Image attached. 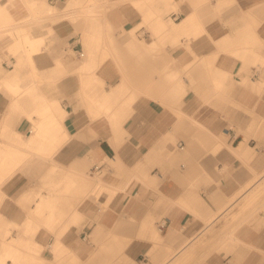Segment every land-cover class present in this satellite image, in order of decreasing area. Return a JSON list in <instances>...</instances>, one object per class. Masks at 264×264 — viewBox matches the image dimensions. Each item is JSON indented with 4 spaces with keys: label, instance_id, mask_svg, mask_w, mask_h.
<instances>
[{
    "label": "crops",
    "instance_id": "crops-1",
    "mask_svg": "<svg viewBox=\"0 0 264 264\" xmlns=\"http://www.w3.org/2000/svg\"><path fill=\"white\" fill-rule=\"evenodd\" d=\"M38 1L45 2L32 11L35 0H0L1 253L4 242L19 239L20 227L11 223L23 226L36 207L33 198L50 193L54 189L50 184L62 177L56 174V162L63 165L61 172L72 175L71 167L81 160L94 162L91 175L100 172L104 184L120 188L109 195L99 194L102 186L91 190L86 185L90 198L96 196V214L94 220L76 214L77 227L91 231L82 235L100 237L108 231L113 242L128 241L130 256L139 264H166L172 257L174 264H264V0H235L229 30L204 21L215 17L219 0L203 5L199 0H171L179 8L172 16L181 20L174 30L164 17L166 26L160 27L178 37L195 32L202 22V37L172 45L157 41L143 27L138 33H146V42L139 38L118 43L121 50L127 45L129 51L142 49V53L128 52L118 61L105 62L97 56L95 71L81 75L73 71H79L82 63L76 64L67 50L74 45V51L81 53L75 34L82 31H77L65 9L103 0ZM111 1L119 3L111 14L114 33H130L144 13L137 10L136 0ZM143 1L146 11L151 4ZM58 2L65 17L57 22L50 5ZM248 26L258 37L252 51L244 50L240 60L218 51L215 44L241 35ZM28 49L40 51L31 55L33 61ZM153 49L160 52L146 53ZM168 63L175 70L191 65L195 81L185 98L170 95L166 76L157 73L163 68L167 72ZM125 65L127 77L120 69ZM125 82L135 85L127 84L125 92L114 96L122 119L114 125L98 115L90 98L103 97ZM221 82L227 88L218 91L215 83ZM105 83L110 87L104 88ZM140 83L142 89H137ZM29 88L32 93L25 103ZM41 97L71 114L63 126L41 128L62 130L58 142L54 137L31 138L35 130L31 124L39 123L32 115L34 100ZM28 116L36 121L29 124ZM57 145L63 148L55 153ZM39 146L47 147V153L40 155ZM4 152L10 158L6 169L1 165ZM37 162L43 165L38 167ZM44 183L47 189L41 190ZM156 232L160 237L155 238ZM54 237L50 235V243ZM115 251L113 244V257L120 256Z\"/></svg>",
    "mask_w": 264,
    "mask_h": 264
},
{
    "label": "bare ground",
    "instance_id": "bare-ground-1",
    "mask_svg": "<svg viewBox=\"0 0 264 264\" xmlns=\"http://www.w3.org/2000/svg\"><path fill=\"white\" fill-rule=\"evenodd\" d=\"M171 5L173 8L176 7L174 2H171ZM31 6H32L31 7L32 11L35 9L37 11L38 9L40 10L42 8V4L37 2H32ZM50 11L52 12V9H50ZM251 20L252 18H248L249 25H252ZM171 26L173 27L174 30H176L178 24L177 22H173ZM92 29L94 30V27H92ZM246 29L248 30L246 31L247 33L244 32L241 35H238L236 39L232 36L224 37L223 40L217 43V45L221 48L228 47L236 43L243 42L244 40L245 47L252 51L255 47L258 37L256 36L255 33H253L250 26H248V28ZM90 32L92 33V31ZM95 32L96 33L100 32L99 27L95 28ZM90 35H91L90 36L91 41L93 43H96L98 37H96L95 33ZM28 40H30L31 42V38H28ZM98 40H100V38ZM149 41H153V39H149ZM90 50L91 51L89 53L88 58L85 60V62L81 64V68L79 69V71L81 72H91L96 68V63L98 61L97 54L92 49ZM27 53L29 56H31L30 49H28ZM81 53L80 55L84 56V53L83 52ZM168 74L170 75V80H175L177 71L171 67H168ZM180 84L182 85V83L179 81V85ZM126 87H127L126 83H123V86H120L115 90L112 87L110 89V92L105 93L103 97L90 98L91 107H97L99 109L98 115H104L112 122V124L118 125L119 124L118 122H121L122 120L120 113L121 108L119 107L120 109L116 110V106H118V104L114 96L117 93H121L122 91L125 92ZM174 89H175V85H170V89H169L170 93H172ZM180 89H181L180 87L177 88V90ZM29 90H31V88L25 90L24 95H26L29 92ZM127 103L128 101H125L126 105ZM50 105H51L50 101L46 97L44 98V101H41L39 103L38 109L41 112L40 116L38 117L39 123L37 126L36 124H31L32 127H35V130H33V135L31 136V138H33V141H36L37 138L41 139L47 137H54L56 139V142H58L59 138L62 137L63 134L62 130L41 129L42 127H46L45 124H53V125L59 124L63 126V123L71 115L69 111L61 107L62 105L59 106L57 104H53L54 107ZM122 105L123 103L119 104V106ZM44 107L45 108L47 107V110H51L53 116L43 113ZM33 120L36 121V119H33L32 117L28 116L27 121L29 122V124ZM61 147L57 145L55 147V153H58V150ZM39 153L40 155L46 154L47 147L39 146ZM9 160L10 158H8V153L4 152L2 155V163H1L3 168L6 169V167L9 165ZM39 161L42 163V161L44 160H39ZM89 162L91 161L88 162L81 160L78 161L76 164H74L71 167L72 174L79 175V173H86L90 168L91 163ZM37 163L39 165L38 167H40L41 164H39V162ZM44 163L45 161L43 162V164ZM59 165L57 164L56 166ZM99 168L100 166L97 165L95 167L96 171H98ZM61 175L62 178H60L58 181H53L54 183L50 184V185H54V189H51L50 193L48 194L38 193V195H36V197L33 198V200L36 203V207L33 211H31L29 220L27 222L25 221L23 226L17 225L15 222L11 223V226H14L15 228L18 226L20 227L19 228L20 236L19 239L13 238L12 241L10 242H4L3 244L4 252L3 253L0 252V264H25V263L37 264L38 261H42L44 262V264H48V263L49 264H96V261L98 259H101L104 252L107 254L106 257L110 256L111 251H113V247L110 244L104 245L103 249L97 247L94 251H91V253L89 254L91 256L90 258L87 259H83L80 256V254H78L77 251L75 250L74 244L77 243L78 241L76 239L78 238L77 224L79 222L76 214H78V212L82 211L83 209L88 210L89 212L96 211V203L94 201L96 199V196L94 195V197L90 198L89 194H85L83 198L79 197L77 198L78 200L76 199L75 201L71 202L70 198L73 195L71 191L75 189L74 185L78 186V183H80V181L76 179H72L71 178L72 175L67 171L65 173L61 172ZM85 181L87 183H90L91 186L90 185L88 186L91 190H93L94 187L96 188L98 186L99 188L100 186H102L103 190L100 191L99 194L107 193L109 195L110 194L112 195L114 191L116 193L120 192L119 191L120 188L119 189L117 188V190H115L113 186H109L110 184L109 185L104 184L105 181L99 178H92V179L86 178ZM123 198H125V195ZM64 202L67 204L69 213L67 214L66 219L62 221L59 218L60 215L59 209L61 208V204L62 203L64 204ZM52 234H54L55 237L53 243H50L49 237ZM156 237H160L159 232H156L155 238ZM93 239L98 241V239L100 238L96 235V233H94ZM43 254L47 255V257L42 258ZM174 261H175V257L174 258L172 257L168 259L166 264H172Z\"/></svg>",
    "mask_w": 264,
    "mask_h": 264
},
{
    "label": "rangeland",
    "instance_id": "rangeland-1",
    "mask_svg": "<svg viewBox=\"0 0 264 264\" xmlns=\"http://www.w3.org/2000/svg\"><path fill=\"white\" fill-rule=\"evenodd\" d=\"M200 1V0H199ZM35 2L37 3H41L43 4V2H40L38 0H35ZM151 6L150 8H148V10H143L144 9V1L143 0H136L135 5L138 11H140L141 13H144V17L142 19H140V21H138L135 25V29H133L130 33L128 34H124V35H118L115 34V28H114V21L111 18V14L114 8H117L119 3H114L111 0H103L102 3H97L95 1H87V2H80L78 4L72 5V6H67L66 7V11H67V17L73 21L76 25H77V31H82L81 34H75V36H78L79 41H77V43L79 42V45L81 46V51L84 53V56H81L79 52L74 51L73 46L74 45H70L68 48V55L71 56L76 64L78 63H83L85 62V60L88 58L89 53H90V49H92L97 56H100L99 59H101V62H105V60H109V59H113L114 61H118V59L120 58L119 56L121 55V57H127V53H137L140 52L142 53L143 51H141L142 49L136 50L134 51L133 49H128V46L125 45L123 47H125V49H119L118 48V43L123 42V41H128L129 39L131 40H138L139 38H142L143 40L146 37V33L141 32L138 33V31L145 27L147 30L151 31V37H154L157 41H162V42H171L173 43L172 45H175V43L177 41H181V39H183L186 42H191L192 40H197L198 38L202 37L205 32L201 31L202 26L200 24H203L202 22H200L197 25V30H195V32L193 33H189V34H180V36H174L173 34H169L166 33L165 29L161 28L160 26H166L165 22H164V17H167V20L169 23V25H172L173 22H178L181 20V17L178 19H175V16H172L174 12H178L179 8H173L171 5V0H149ZM47 3V1H46ZM198 3V2H197ZM206 3V0H201L200 4L203 5ZM62 2H58L57 5L54 7L53 5H50V9H52L51 13H54L56 15L55 21H60L62 20L65 16L63 15V9H57L58 7L62 6ZM236 5V1L235 0H219L217 2V6H216V11H215V17L211 18V19H207L205 18L204 21L210 23V22H217L220 23L226 30H229L232 26V17H231V9L234 8ZM91 7V8H89ZM72 15H77V16H71ZM92 27H94V30L92 29ZM100 29V32L96 33L95 32V28ZM92 31V33L90 32ZM141 31V30H140ZM95 33L96 37H98V39L100 38V40L97 39L96 43H93L91 41V35ZM247 33V32H246ZM240 34H237L235 36V39L237 38V36ZM121 37L122 39L118 40V37ZM242 38V37H241ZM240 39V38H239ZM219 50H222L223 53H225L227 56L229 57H233L237 60L241 59V54L244 50H248L251 51L249 49H247L245 47V41L243 40V42L240 43H236L232 46H228V47H219L217 44H215ZM83 48V49H82ZM36 50V49H35ZM190 52H192V50H189ZM40 52L39 50L36 51H31V55H33L34 53ZM153 53V54H158L160 51L159 50H151V51H146V53ZM221 53V51H220ZM12 56L14 55V53H12L10 51V53ZM10 57V56H8ZM7 57V58H8ZM169 57V56H168ZM29 58H31L30 60H32V56ZM8 61L11 63L10 59H8ZM33 61V60H32ZM170 61V59H169ZM245 61V60H244ZM123 69L120 67L121 69V73L124 74V77H127L126 75L128 74V67L122 66ZM168 67H171L173 69H176V67L174 65H171L170 63H168L167 65V72L166 70L163 68L161 74L160 71H157V73H159V75H161V77L166 76V82L167 83V90L169 91L170 89V85H175V89L172 93H170V91L168 92L170 95H174L175 98L177 99H182L183 97L185 98L190 92H192V85L193 82L195 81L192 74H191V65L185 67L184 69L181 68H177V74L175 76V80H170V75L168 74ZM96 69V68H95ZM95 71V70H94ZM73 73H76L78 75H81L83 72L81 71H73ZM225 78V75H224ZM185 79L188 80L185 81ZM179 81L182 83V85H179ZM126 85L130 84V88L135 85V83H127L125 82ZM54 84V83H53ZM81 88L83 87L84 89V85L85 82H81L80 83ZM96 84V83H95ZM98 86H101L102 83H97ZM151 83H146L147 85H150ZM55 85V84H54ZM142 85L143 83L137 84V89H142ZM152 85V84H151ZM218 87L215 89H217L218 91H222L225 88H227V86L225 85V82H221L219 84H216ZM108 87L107 84H104V88ZM110 87V85H109ZM108 87V88H109ZM181 88L180 90H177V88ZM100 88V87H99ZM106 90V89H105ZM177 92L179 94H177ZM32 93V89L29 90V92L24 95V101L25 103L27 102L28 98H26V96L30 95ZM14 98V97H13ZM45 97H41L38 99L34 100L35 103V107H34V111L35 113H33L32 115H36V116H40L41 112L39 111L38 107H39V103L41 101H44ZM134 99V98H133ZM16 100L17 99H13ZM20 99L18 98V101ZM118 98H116V102H117ZM31 101V99H30ZM50 106L54 107L53 103L50 102ZM175 104V103H173ZM117 108V106H116ZM44 111L43 113L48 114L53 116V113L51 110H47V107L43 108ZM28 115V114H27ZM26 116V114L24 115ZM45 126L47 127L48 125L45 124ZM57 127H59L60 125L57 124ZM177 148V146L175 147ZM80 161V160H79ZM56 174L59 175V173H61L60 170H62V166L61 163H59L58 161L56 162ZM94 162H92L90 164L93 165ZM74 165V164H73ZM100 166V163L98 164ZM96 166V165H95ZM67 172H69L68 170H66ZM107 172V170L105 171V173ZM62 173H65L62 171ZM91 170L89 169L86 173H79V175H74L72 174L71 178L72 179H76L79 180L80 183H78L77 185H74V190H72L71 192L73 193V195L71 196V202L75 201L77 198H83V196L85 194H88V192H85L86 189V185H90V183H86L85 179H92V178H99L102 179V175L100 174V172H95L92 175L90 174ZM86 177V178H85ZM60 178L62 177H56L54 179V181H58ZM84 180V182H82ZM103 180V179H102ZM82 182V183H81ZM44 186H41V190L42 189H47V183L43 184ZM91 186V185H90ZM85 188V189H84ZM82 191V192H81ZM111 195V194H110ZM78 200V199H77ZM86 211V213H85ZM69 213V209L67 208V204L64 202V204H61V208L59 209V218L64 221V219H66L67 214ZM78 214H83L84 216H90L92 220H94V216L96 214L95 212H89L88 210H82L80 212H78ZM94 222V221H93ZM7 225V224H6ZM5 224H3L1 227H6ZM14 227V226H13ZM88 231L89 233L91 232L90 230H85L84 227L79 226L78 227V238L76 240L77 243H75V250L77 251L78 254H80V256L84 259V258H90L91 255H89L91 253V251H94L97 247H99L100 249H103L104 245L106 244H110L113 247V244H115V252L117 255L120 256H115L113 257V251H111L110 256L106 257L107 254L104 252L101 259H98L96 261V264H139V261H136L133 257L130 256L131 251L129 250V242L128 241H112V236L110 232H103L101 234V236L99 237L100 240H94L93 236H91V234H86V235H82L83 232ZM3 232L0 233V240L3 237ZM12 232H10V236H12ZM85 236L87 237L85 239ZM0 241V245H1ZM77 244V245H76ZM1 252V251H0ZM86 255H88L86 257ZM47 257V255H42V258ZM27 264V263H25ZM37 264H44V262L42 261H38ZM49 264V263H48ZM174 264V263H173Z\"/></svg>",
    "mask_w": 264,
    "mask_h": 264
},
{
    "label": "built area",
    "instance_id": "built-area-1",
    "mask_svg": "<svg viewBox=\"0 0 264 264\" xmlns=\"http://www.w3.org/2000/svg\"><path fill=\"white\" fill-rule=\"evenodd\" d=\"M81 55H82V53H81ZM183 148V147H182ZM87 237L85 236V239H86Z\"/></svg>",
    "mask_w": 264,
    "mask_h": 264
}]
</instances>
